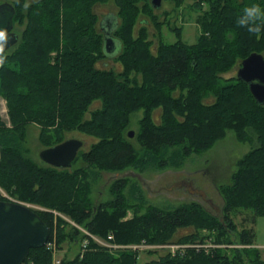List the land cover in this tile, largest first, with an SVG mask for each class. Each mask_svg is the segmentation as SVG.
<instances>
[{
	"label": "trees",
	"instance_id": "trees-1",
	"mask_svg": "<svg viewBox=\"0 0 264 264\" xmlns=\"http://www.w3.org/2000/svg\"><path fill=\"white\" fill-rule=\"evenodd\" d=\"M104 1L37 0L26 9L23 0L12 2L13 29H22L0 67V97L6 100L10 122L7 126L0 117V188L17 201L43 207L33 209L49 227L48 240L55 230L58 247L66 238H87L81 254L64 257L60 264H264L252 246L253 227L238 231V241L253 248H187L183 254L139 263V250L125 248L115 255L75 225L103 239L111 234L120 244L192 243L205 237L199 234L204 229L217 242H230L237 230L232 213L250 210L252 224L264 215V103H257L247 82L220 75L251 52L264 51V32L258 40L237 26L246 6L264 8V0H194L199 8L206 5L196 18V41L185 42L180 27H174L177 39L168 42L160 35L156 48L148 38L149 20L140 19L146 14L158 24L150 1L114 0L119 9L112 34L121 44L116 57L124 64L119 72L96 65L106 54L94 5ZM174 1L178 6L182 0ZM137 22L144 24L135 35ZM133 72L142 75L141 83ZM209 95L214 99L205 102ZM97 99L101 107L86 118ZM156 107L162 109L160 122L152 118ZM137 109L143 110L134 136L139 147L124 133ZM31 124L39 127L43 147L61 142L70 130L95 141L78 152L71 167H53L28 154L25 140ZM247 128L256 133L257 144L237 160L231 183L219 186L218 213L196 200L165 207L149 204L139 188L126 192V176L113 180L112 198L100 204L92 200V183L102 171L180 166L190 154L223 137L226 129L239 140L250 139ZM79 159L83 164L75 166ZM182 228L189 232L177 234ZM22 264H52V252L46 245L30 248Z\"/></svg>",
	"mask_w": 264,
	"mask_h": 264
},
{
	"label": "rangeland",
	"instance_id": "rangeland-1",
	"mask_svg": "<svg viewBox=\"0 0 264 264\" xmlns=\"http://www.w3.org/2000/svg\"><path fill=\"white\" fill-rule=\"evenodd\" d=\"M8 1V2H15L19 0H0ZM37 0H23L24 9ZM194 0H182L181 3L177 6L174 0H161V5L157 7L154 11L156 18V22L158 24H154L153 19L150 18L149 15L141 14L140 19L146 18L148 19V23H145L148 29V38L152 42V48H156L158 45L159 36H162L164 41L173 42L177 39L175 34L174 27H180L182 32V39L191 44L196 41L198 34L200 33L199 24L197 23L196 18L198 17L199 13L206 9V5L203 4L202 8L193 5ZM118 6L115 4L114 0H107L104 2H99L94 5V10L100 20L99 28H107L108 24L106 23V19H109L110 16L116 15L115 13L118 11ZM106 20V21H105ZM117 20V17H116ZM103 25H101V24ZM144 23L137 22L134 26V33L137 35L139 30V26ZM107 25V26H106ZM103 26V27H102ZM17 28V29H16ZM13 29L16 33L22 29V27H16ZM54 54V53H52ZM264 55V51L262 52ZM117 54H113L110 56L103 57L99 59L96 63L97 66L102 68H111L116 72H119L124 69L123 60L116 57ZM241 62H238L235 66H233L230 70L221 73L224 78L236 76V71L240 66ZM132 74H136L138 77V84L141 83L142 75L139 72H133ZM132 84V83H130ZM205 102H211L214 98L213 96H204L203 97ZM102 105L101 100H94L88 110L85 113V117H90L91 112L95 109L100 108ZM162 109L160 107H156L152 110V118L155 122H160ZM143 116V110L137 109L130 113L128 125L124 128L125 135L129 130H133V136L128 137L132 140L133 144L136 147H139L137 142L134 139L135 134L139 130V121ZM0 117L6 123L7 126L10 125L9 116L7 113V105L6 100L3 97H0ZM35 125L32 124L31 127ZM30 127V126H29ZM248 129V133L250 134V139H246L244 141L239 140L237 138L236 133L231 129H226L225 134L223 137L216 139L207 149L200 153H192L190 154L184 162L180 166H165L163 168H152V169H144L139 170L133 166L125 168L123 171L117 172H109V171H102L100 173L99 178L92 183L91 187V197L95 204H100L106 200L112 198L111 194V185L113 182V178L116 176H124L130 175L132 173L141 174V176L146 180L147 183L151 184V188H157L159 185H168L172 179H177L184 174H191V176H196L198 182L201 186H203L206 193L211 197L215 204L221 206L222 204V197L219 192V186L223 184L231 183L232 174L237 169V160L245 154L248 150H250L254 145L257 144L256 140V133L250 129ZM64 139L66 138H86L88 141L86 146L83 147L79 151H86L90 148V145L95 138L92 136H87L82 134L77 130H70L66 131ZM39 135V127L33 126L32 128H28L27 137L25 140V147L28 150V154L31 156L32 159L41 163V159L39 157L40 149L44 148L43 145L39 142L38 139ZM63 139V140H64ZM84 140V139H83ZM83 162L79 159L76 161L75 166L82 165ZM132 176V175H131ZM139 188L142 191V194L145 198V202L149 204H153L156 206H176L184 202H190L196 200L202 204L204 208H206L210 212H215L214 208L210 207L208 204L202 202L197 197H192L188 194H183L181 191L173 190L171 192H160L154 195H150L149 191H147L146 187H143L139 180L135 177H128V184L126 187V192L131 191L134 193ZM0 195L5 197V200H15L11 196H9L2 188H0ZM17 201V200H15ZM29 205L31 208L35 209H43L40 205L31 204L27 202H23ZM131 215V211H127V216ZM231 215V214H230ZM64 219L69 220V217L62 214L61 215ZM233 221L236 224L237 230L230 234V242L221 241L217 242L213 236L208 234L207 230H200L199 234L204 235L205 237L202 240H197L196 242L200 243H211V244H219V246L211 247L208 251L210 252L212 249L215 248H223L226 251H229L231 248H256L260 251L262 258H264V215H258L255 219V222L251 223L252 212L250 210H238L231 215ZM72 222V221H71ZM75 224L74 222H72ZM77 225V224H75ZM253 227L254 229V243L252 244L253 247L250 245L242 244L238 241V231L243 227ZM81 227V226H80ZM82 228V227H81ZM68 229V227H67ZM81 230V229H80ZM82 231V230H81ZM189 232L188 228L179 229L177 234H182ZM94 235V234H93ZM97 236V235H96ZM52 237L56 239L55 230L53 232ZM99 237V236H98ZM101 238V237H100ZM103 239V238H102ZM81 238L79 241L74 240L72 238H66L60 247L56 245V252L55 254L52 253V264H60L62 258H72L78 252L81 254L83 248L81 249ZM83 241V240H82ZM180 243V242H179ZM195 243V242H192ZM131 244H138V243H131ZM154 243H148V245ZM157 244V243H155ZM195 249V248H194ZM135 250V249H134ZM139 253L138 262L142 263L150 259H156L160 257L162 254H165L163 251L160 250H153L151 248H141L136 249ZM197 250V249H196ZM205 251V250H204ZM113 254L117 255L119 250H110ZM58 261V262H57Z\"/></svg>",
	"mask_w": 264,
	"mask_h": 264
},
{
	"label": "water",
	"instance_id": "water-1",
	"mask_svg": "<svg viewBox=\"0 0 264 264\" xmlns=\"http://www.w3.org/2000/svg\"><path fill=\"white\" fill-rule=\"evenodd\" d=\"M149 1L153 8L161 5V0ZM14 13L15 8L11 2H0V29L8 34L6 49L18 41V35L13 31ZM106 20L108 27L102 28L103 50L106 56H110L112 53H119L121 44L112 34L117 26L116 15ZM236 77L247 82L257 103H264V55L262 53L251 52L243 58L236 71ZM133 133V130H129L128 136L132 137ZM82 147L83 141L80 138H66L40 149L39 157L50 166L69 168ZM186 185L195 192H199L212 208L220 212L219 205L213 203L212 198L204 190L193 188L192 181L186 182ZM48 236V225L29 205L20 201L0 199V264H22L29 249L44 246Z\"/></svg>",
	"mask_w": 264,
	"mask_h": 264
},
{
	"label": "built area",
	"instance_id": "built-area-1",
	"mask_svg": "<svg viewBox=\"0 0 264 264\" xmlns=\"http://www.w3.org/2000/svg\"><path fill=\"white\" fill-rule=\"evenodd\" d=\"M78 228H80L83 232L87 233L90 237L93 238V240L98 243L99 245H103L107 247L110 250H121L125 248H131V249H140L141 248H151L153 250H160L163 251L165 254H171L175 255L176 253L178 254H183L187 248H195L197 250L199 249H204L205 251H208L212 246H219V244H211V243H200V242H195V243H179V242H167V243H160V244H150L141 241L138 244H120L112 241V235L108 234V237L106 239H102L96 235H93L89 233L87 230L84 228H81L79 225H76ZM87 243V238L83 239L81 245L82 247H85ZM46 247L51 250L53 254L56 252V242L54 237H52L50 240H47L46 242ZM58 262V261H57Z\"/></svg>",
	"mask_w": 264,
	"mask_h": 264
},
{
	"label": "clouds",
	"instance_id": "clouds-1",
	"mask_svg": "<svg viewBox=\"0 0 264 264\" xmlns=\"http://www.w3.org/2000/svg\"><path fill=\"white\" fill-rule=\"evenodd\" d=\"M237 26L246 28L250 34L255 35L259 40L261 33L264 32V8L259 4L246 6L242 11V15L237 19ZM7 42V32L0 29V67H3L6 63L7 53L5 49Z\"/></svg>",
	"mask_w": 264,
	"mask_h": 264
},
{
	"label": "flooded vegetation",
	"instance_id": "flooded-vegetation-1",
	"mask_svg": "<svg viewBox=\"0 0 264 264\" xmlns=\"http://www.w3.org/2000/svg\"><path fill=\"white\" fill-rule=\"evenodd\" d=\"M128 133V132H127ZM129 137V136H128ZM84 139V140H83ZM83 139H81L82 141H83V147H85L86 146V143H87V139L86 138H83ZM83 147L81 148V149H83ZM80 149V150H81ZM79 150V151H80ZM78 151V152H79ZM73 162V161H72ZM139 172H137V173H132V174H130V175H124V176H126V177H135L137 180H139L140 181V183H141V185L143 186V187H146V189H147V191H149V193H150V195L152 194V195H154V194H157V193H160V192H163V191H165V192H171V191H173V190H176V191H181V192H183L181 195H183V194H188V195H190V196H192V197H197L198 199H200L202 202H204V203H206V204H208L210 207H211V205L207 202V201H205L202 197H201V195L199 194V192H195L192 188H189L187 185H186V182H190V181H192L193 182V188H195V189H198V190H204V188H203V186H201L200 185V183L198 182V180H197V178H196V176H191V174H184V175H182L181 177H179V178H175V179H172V181L168 184V185H159V186H157V188H151V184H149V183H147L146 182V180L141 176V174H138ZM132 175V176H131ZM123 176V177H124ZM116 177H120V176H116ZM115 177V178H116ZM115 178H113V180L115 179ZM205 191V190H204ZM206 192V191H205ZM207 194V193H206ZM208 195V194H207ZM209 196V195H208ZM213 200V199H212ZM213 203H215L214 202V200H213ZM220 207V206H219ZM214 211L216 212V213H218V211H216L215 209H214Z\"/></svg>",
	"mask_w": 264,
	"mask_h": 264
},
{
	"label": "crops",
	"instance_id": "crops-1",
	"mask_svg": "<svg viewBox=\"0 0 264 264\" xmlns=\"http://www.w3.org/2000/svg\"><path fill=\"white\" fill-rule=\"evenodd\" d=\"M32 125V124H31ZM31 125H30V127L29 128H32L33 126H36V125H33L32 127H31Z\"/></svg>",
	"mask_w": 264,
	"mask_h": 264
},
{
	"label": "bare ground",
	"instance_id": "bare-ground-1",
	"mask_svg": "<svg viewBox=\"0 0 264 264\" xmlns=\"http://www.w3.org/2000/svg\"><path fill=\"white\" fill-rule=\"evenodd\" d=\"M8 200V199H7ZM11 201H15V200H11Z\"/></svg>",
	"mask_w": 264,
	"mask_h": 264
}]
</instances>
